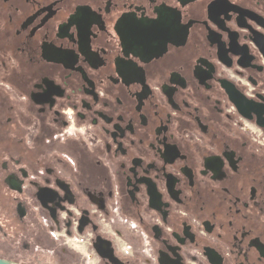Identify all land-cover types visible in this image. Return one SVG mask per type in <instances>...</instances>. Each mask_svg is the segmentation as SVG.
I'll list each match as a JSON object with an SVG mask.
<instances>
[{"label": "flooded vegetation", "instance_id": "flooded-vegetation-1", "mask_svg": "<svg viewBox=\"0 0 264 264\" xmlns=\"http://www.w3.org/2000/svg\"><path fill=\"white\" fill-rule=\"evenodd\" d=\"M0 264H264V0H0Z\"/></svg>", "mask_w": 264, "mask_h": 264}]
</instances>
